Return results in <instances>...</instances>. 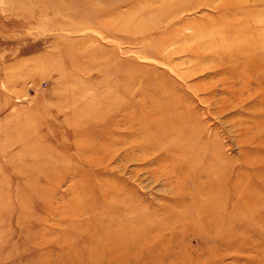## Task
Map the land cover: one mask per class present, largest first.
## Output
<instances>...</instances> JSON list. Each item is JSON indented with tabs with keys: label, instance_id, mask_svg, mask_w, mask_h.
<instances>
[{
	"label": "rangeland",
	"instance_id": "1",
	"mask_svg": "<svg viewBox=\"0 0 264 264\" xmlns=\"http://www.w3.org/2000/svg\"><path fill=\"white\" fill-rule=\"evenodd\" d=\"M224 1L0 0V264H264V0Z\"/></svg>",
	"mask_w": 264,
	"mask_h": 264
},
{
	"label": "bare ground",
	"instance_id": "2",
	"mask_svg": "<svg viewBox=\"0 0 264 264\" xmlns=\"http://www.w3.org/2000/svg\"><path fill=\"white\" fill-rule=\"evenodd\" d=\"M169 1V0H168ZM224 1V0H223ZM235 0H225L224 2H223V6L222 7H225V6H227V5H229V4H232L233 2H234ZM166 2H167V0H166ZM169 5V4H168ZM122 26V25H121ZM238 27V26H237ZM234 29V28H233ZM201 30V29H200ZM221 30V29H220ZM237 31V30H236ZM234 32V31H233ZM205 34V33H204ZM223 35V34H222ZM243 36H246L245 38L247 39V41H241L242 43H240V41H238L241 37H243ZM240 37V38H239ZM203 38L204 37H202V40H203ZM221 38V37H220ZM237 38H239L238 40H237ZM237 38H235L234 40L236 41V42H234L237 46L235 47V48H233L232 47V49H231V47L229 46V44L228 45H225V44H222V45H220L221 46V48L220 47H217L216 49H221L224 53V55L226 54L228 57H231V56H237V55H239V54H242L244 51H252V52H254V51H256V46H253L252 44H255V37L254 36H248V35H244V33H238V35H237ZM226 39V38H225ZM229 40V39H228ZM231 40V39H230ZM241 40V39H240ZM209 41H211L212 42V40L210 39ZM227 41V40H226ZM238 42V43H237ZM208 43V42H207ZM206 43V44H207ZM228 43V42H227ZM210 44V43H209ZM220 44V43H219ZM218 45V44H217ZM235 46V45H234ZM210 49V48H209ZM214 49H215V46H214ZM220 51V50H219ZM130 80V83H131V81H132V79L130 78L129 79ZM129 90V89H128ZM149 95L147 94V97H148ZM109 98H110V96H109ZM146 98V97H145ZM148 99V98H147ZM148 103V102H147ZM147 107H151V105H148ZM260 107V106H259ZM154 108V107H153ZM152 107H151V109H152V111L153 110H155V109H153ZM251 119V118H250ZM256 120H258V117H257V119ZM256 120L254 121V122H256ZM248 124V123H247ZM258 127H259V121L258 122H256V123H254V125H253V130L252 129H250V131H249V129L247 130H244V134H243V138H245V139H248V138H250V135L251 136H255V133H256V129H258ZM177 126H175V125H173V124H171V123H163V122H159V130L160 131H163V133H164V136L162 137V140H164V141H168L169 140V135H170V133L171 134H173V133H175V132H178L177 131ZM169 134V135H168ZM81 140V139H80ZM92 146V145H91ZM99 146V145H98ZM92 148H93V146H92ZM183 147H182V145H177V146H175L173 149H172V152L169 154V156H165V157H163V164H164V166L163 167H165L166 168V170H170V173H172V172H175L176 174H179L180 175V177H184V171H186L187 169H189V167H190V161H191V159H190V161H188V159H186V160H183V159H180V157L181 156H183L182 154H184V153H182L183 152V149H182ZM180 149H182V150H180ZM256 151V150H255ZM172 154H174V157H172L171 158V156H173ZM177 156V157H176ZM193 159H195V158H193ZM162 160H160V161H162ZM207 162V166L209 165V167H212L213 166V164L215 165V166H217L218 165V161L216 162V160H215V158L214 157H211L209 160H207L206 161ZM215 162V163H214ZM244 162L245 163H247V164H249V165H251L252 167H256V165H257V163H252V162H250V160H248V158L245 156L244 157ZM213 163V164H212ZM221 163V162H220ZM194 171V173H195V170H193ZM197 172L198 173H196V177H199L198 179L196 178V183H195V186H194V192L192 193V201H190V206L192 207L193 206V208L196 210V212L199 214V215H201L202 217H205V216H208V215H211V213H213L212 211H213V205H211L210 204V207L208 208V209H203V207H202V199H201V197L203 196L202 194L200 195V193H201V191L203 190V194L206 196V197H209V196H211V195H215L214 194V192H216L214 189L217 187L216 185H215V182L213 181V178H211V176L210 175H208V176H205V177H202V173L204 172V170H202L201 169V167L200 168H198L197 169ZM183 173V174H182ZM242 174H243V172H242ZM223 177V176H222ZM205 178V181L203 182V179ZM199 192V193H198ZM195 195V196H194ZM247 196L249 197V195H244V196H241L240 198H242V200L243 201H246V199H248L247 198ZM189 197V196H188ZM187 197V198H188ZM251 197V196H250ZM210 200L211 201H213V199L212 198H210ZM187 204H188V202H186ZM183 205H185V204H183ZM179 219V218H178ZM116 243V244H115ZM113 244H115V245H120V244H124V242H122L121 240H120V238H114V240H113Z\"/></svg>",
	"mask_w": 264,
	"mask_h": 264
}]
</instances>
